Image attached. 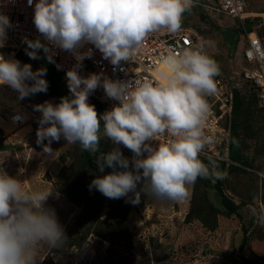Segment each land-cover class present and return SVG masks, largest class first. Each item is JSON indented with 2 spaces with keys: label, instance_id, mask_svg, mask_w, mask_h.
<instances>
[{
  "label": "clouds",
  "instance_id": "9594fccd",
  "mask_svg": "<svg viewBox=\"0 0 264 264\" xmlns=\"http://www.w3.org/2000/svg\"><path fill=\"white\" fill-rule=\"evenodd\" d=\"M32 2L29 0L30 5ZM193 2L38 0L35 3L34 24L38 32L51 44L73 53L78 62L66 73L72 98L62 97L57 105L46 101L34 106V110L42 113L37 143L47 139L44 151L51 153L52 141L58 142L63 137L68 144L79 143L83 151L98 153L103 128L104 137L133 153L130 161L116 147L96 158L100 172L105 167L113 171L95 178L90 188L109 199L128 197V202L138 204L143 193L157 201L179 202L187 197L188 186L198 178H224L211 157L208 163L199 158L216 143L215 136L205 131L211 111L206 97L217 93L215 77L220 75L219 66L205 54L203 44L162 55L157 64L159 79L151 81L102 80L98 74L82 77L77 70L85 58L91 57V49L79 51L86 43L94 45L113 65L135 61L149 35L180 31L183 15L191 10ZM11 26L9 17L0 14V48L5 46L7 29ZM26 42L32 49L27 52L31 59L40 58V49L49 51L39 39ZM48 60L54 61L51 56ZM46 71L42 68L34 72L30 64L21 66L18 60H6L0 55V85L10 86L19 99L47 92L48 81L43 78ZM101 86L119 104L98 116L88 97ZM0 131L4 134L1 127ZM164 137L166 142H159ZM150 141H158V147H153ZM51 194L47 190H28L20 180L0 174V264H38L41 246L51 249L66 242L55 211L45 207ZM257 222L264 226V209L260 210Z\"/></svg>",
  "mask_w": 264,
  "mask_h": 264
},
{
  "label": "rangeland",
  "instance_id": "374dc122",
  "mask_svg": "<svg viewBox=\"0 0 264 264\" xmlns=\"http://www.w3.org/2000/svg\"><path fill=\"white\" fill-rule=\"evenodd\" d=\"M189 18L187 23L203 28L206 33L209 56L219 66L220 74L234 78L241 94L238 133L240 156L246 165H239V171L226 168L221 179V190L237 212L218 213L206 197L205 186L198 181L188 186L187 197L179 202L157 201L141 193L140 202L133 204L128 197L109 199L95 188L85 193L81 186L84 179L91 185L94 168L86 163V151L79 144H68L61 137L58 142L52 141L51 153L44 151L47 144L35 149L32 146L38 144V137L26 135L29 126L14 130L0 113L5 122L0 127L6 135L0 142V174L20 180L28 190L50 191L45 207L55 211L63 230L78 239L87 237L81 247L41 246L38 264H264V226L257 222L264 182V112L250 83L240 78L246 66L241 51L245 41L240 43L243 31L238 44L230 46L227 34L217 27L237 29L238 23L233 26L231 20L217 21L218 25L205 23L196 14H190ZM243 22L264 45V0H245ZM18 61L21 66L30 64L34 72L41 69L39 59H31L29 55H22ZM1 91L10 101L0 104L9 111H14L10 103L15 100L19 110L23 106L36 111L34 106L46 101L58 104L44 92L19 99V94L9 86L0 88ZM103 123L101 120V126ZM116 147L132 160L133 153L122 144L114 145L103 136L101 128L98 156ZM105 172L106 167L101 174ZM61 191L76 198L81 206L72 203ZM209 197L218 207L220 198L215 188L209 191ZM72 218L75 222L70 226ZM113 227L118 230L112 231Z\"/></svg>",
  "mask_w": 264,
  "mask_h": 264
},
{
  "label": "built area",
  "instance_id": "2783aa9c",
  "mask_svg": "<svg viewBox=\"0 0 264 264\" xmlns=\"http://www.w3.org/2000/svg\"><path fill=\"white\" fill-rule=\"evenodd\" d=\"M36 2L38 0H33L30 5L29 0H0V14L8 16L12 25L7 29V39L5 46L0 50V55L6 60H18L20 54L28 55L27 52L32 51L26 40L35 41L39 39L49 51L45 53L43 49H40L38 54L42 52L47 57H52V60L55 61L56 72L59 75V83L71 95L66 73L73 69L78 62L73 53L51 44L38 32L34 24ZM244 9L245 0H194L190 13L188 11L183 15L180 31L175 34L162 31L149 35L144 42L143 51L135 61H121L119 65H113L110 60L104 58L94 45L84 44L79 51L87 52L91 49V57L83 60L77 69L78 73L82 77L98 74L102 80L107 78L113 81H133L136 78H146L151 81L154 78L159 79L157 64H159L160 57L169 51H181L197 44H203L204 52L209 56L207 38L201 32L203 28L193 26L186 21L187 19L190 20V14L197 15L196 12L199 10L208 17L209 22L218 25L217 21L231 20V26L238 23L237 29L243 30L240 43L245 41L241 51L246 66L243 68L240 78L250 83L264 112V45L255 33L248 32L246 29L243 22ZM198 19L200 20L199 15ZM160 67L162 68L163 65ZM215 81L217 93L206 97L211 106V111L205 131L215 136L216 143L211 149H205L199 158L208 160L211 157L212 160L224 165L225 168L238 167L239 165L232 159V117L238 85L235 84L234 78H227L222 74L215 77ZM6 86L8 85H0V88ZM88 103L95 105L98 116H101L117 106L119 101L109 98L101 86L90 93ZM7 111L9 115L6 114ZM0 113L3 114L2 117L9 122L14 130L29 126L30 131L27 134L37 135L40 127L39 120L42 117L41 112L22 106L19 111H9L3 108ZM13 134L14 131L9 135ZM5 137L6 135L0 131V142ZM166 140L167 137H164L159 142H166ZM159 142L150 141L153 147H158ZM146 155L147 153H145ZM261 190L258 202L260 210L264 209V182Z\"/></svg>",
  "mask_w": 264,
  "mask_h": 264
},
{
  "label": "trees",
  "instance_id": "16d2710c",
  "mask_svg": "<svg viewBox=\"0 0 264 264\" xmlns=\"http://www.w3.org/2000/svg\"><path fill=\"white\" fill-rule=\"evenodd\" d=\"M197 15H199L200 17V21L203 19L205 21V23H209L208 21V17H206L201 11L197 10ZM217 30H219V32H223L225 34H227L226 38L227 40V44L230 46H236L238 44L239 41V37H240V33L241 29H236V28H232V29H228V30H220V28L217 27ZM201 32L206 35V33L203 31V29H201ZM230 32H234L235 35L230 34ZM251 32V31H248ZM22 56V54H20L18 56V58H20ZM39 61L41 64V69H46V75L43 77L44 79H46L48 81V90L46 92L47 95H49L51 98H53L58 104L61 102V98L62 97H67L69 99L72 98V96L65 91L60 83H59V75L56 72L55 69V61L53 62H49L48 57L45 56L44 54H40L39 55ZM31 83V82H29ZM241 106H242V99H241V94L239 91H236L235 93V107H234V112H233V117H232V136H233V144H232V159L238 164V165H246L245 160L240 156V147H239V133H238V123H239V118H240V110H241ZM79 144V143H76ZM98 157V153H90L88 151L85 152V158H86V163L88 165L93 166V172L91 173V178L95 179L97 177H100L101 175H107L109 173H111L113 171L112 168L110 167H106V172L104 174H101L98 166L96 165V158ZM203 160L205 163H208V160L205 159H201ZM216 163V162H215ZM217 166H219L218 170L220 171V173L222 174L223 171L226 169L224 165H221L219 163ZM230 168V167H229ZM233 171H239L240 169H238L235 166H231V168ZM117 170H123V169H117ZM129 170H132L131 167L129 168ZM198 182H201L204 186H205V191H206V197L209 200L210 204L212 205V207L220 214H224V215H231V214H235L237 212V207L231 202L229 201L225 195L223 194L222 190H221V179H204V178H198L197 179ZM89 183H86V180L84 179V184L81 186L82 191H84L85 193H87L88 189L90 188ZM141 187V185H138V189L139 190ZM215 188L219 194V198H220V203L218 204V207H216V205L210 200L209 197V191L211 189ZM62 194H64L65 196H67V198L74 204H76L77 206H81V202L75 200L76 198H74L73 196H71L68 193L62 192ZM75 222V219L72 218L70 221V226H72ZM112 231H117L118 227H113L111 228ZM64 234L66 237V242L62 245V248H66V247H81L84 242L86 241L87 237L84 236L83 238L78 239L77 236H73L70 235V233L67 230H64ZM87 235V234H86ZM55 249V248H53ZM51 251H54V250ZM244 249V241L241 244V250Z\"/></svg>",
  "mask_w": 264,
  "mask_h": 264
},
{
  "label": "bare ground",
  "instance_id": "6f19581e",
  "mask_svg": "<svg viewBox=\"0 0 264 264\" xmlns=\"http://www.w3.org/2000/svg\"><path fill=\"white\" fill-rule=\"evenodd\" d=\"M4 92V91H3ZM2 91L0 92V99L2 98V100H0V101H7L8 100V98H7V96L8 95H5L4 93H3ZM10 94H11V92H9ZM5 96V97H4ZM12 96H13V94H12ZM14 100V99H13ZM12 100V101H13ZM8 101H10V100H8ZM1 103V102H0ZM7 104V103H6ZM5 104V105H6ZM12 104V106L14 107V108H11V107H8V108H11L12 110H14V111H18L19 110V108H20V106L18 105V103H17V101L15 100V101H13L12 103H10V105ZM4 107L3 106H1V104H0V110L1 109H3ZM2 124H5V122H4V120H3V118L2 117H0V125H2Z\"/></svg>",
  "mask_w": 264,
  "mask_h": 264
},
{
  "label": "water",
  "instance_id": "95a60500",
  "mask_svg": "<svg viewBox=\"0 0 264 264\" xmlns=\"http://www.w3.org/2000/svg\"><path fill=\"white\" fill-rule=\"evenodd\" d=\"M47 143H48V140L45 139V140L43 141V143L35 144V145H33L32 147L35 148V149H39V148H41L42 146H44L45 144H47Z\"/></svg>",
  "mask_w": 264,
  "mask_h": 264
},
{
  "label": "crops",
  "instance_id": "0c3cea01",
  "mask_svg": "<svg viewBox=\"0 0 264 264\" xmlns=\"http://www.w3.org/2000/svg\"><path fill=\"white\" fill-rule=\"evenodd\" d=\"M48 144V143H47Z\"/></svg>",
  "mask_w": 264,
  "mask_h": 264
}]
</instances>
